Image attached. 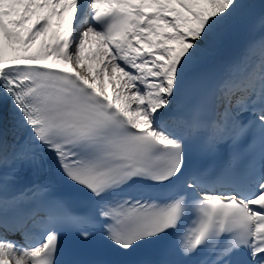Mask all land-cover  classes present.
I'll return each instance as SVG.
<instances>
[{
	"label": "snow or ice",
	"instance_id": "6c2138e0",
	"mask_svg": "<svg viewBox=\"0 0 264 264\" xmlns=\"http://www.w3.org/2000/svg\"><path fill=\"white\" fill-rule=\"evenodd\" d=\"M253 7L0 0V264H264V12L211 63Z\"/></svg>",
	"mask_w": 264,
	"mask_h": 264
},
{
	"label": "bare ground",
	"instance_id": "6f19581e",
	"mask_svg": "<svg viewBox=\"0 0 264 264\" xmlns=\"http://www.w3.org/2000/svg\"><path fill=\"white\" fill-rule=\"evenodd\" d=\"M253 4H254V7L252 11L248 15H246L244 18L237 21V23L232 28V30L228 32L224 36L223 40L217 45L215 53H219V51L222 49L223 43L226 40H228L231 36H234L242 32H245L246 34H248L252 30V28H254L258 24L257 19L261 15V13L264 11V7L261 6V0H253ZM247 41L248 40H246L245 43Z\"/></svg>",
	"mask_w": 264,
	"mask_h": 264
},
{
	"label": "water",
	"instance_id": "95a60500",
	"mask_svg": "<svg viewBox=\"0 0 264 264\" xmlns=\"http://www.w3.org/2000/svg\"><path fill=\"white\" fill-rule=\"evenodd\" d=\"M241 42H243V38L240 36ZM232 42V39L229 41V44Z\"/></svg>",
	"mask_w": 264,
	"mask_h": 264
},
{
	"label": "rangeland",
	"instance_id": "374dc122",
	"mask_svg": "<svg viewBox=\"0 0 264 264\" xmlns=\"http://www.w3.org/2000/svg\"><path fill=\"white\" fill-rule=\"evenodd\" d=\"M256 29V28H255Z\"/></svg>",
	"mask_w": 264,
	"mask_h": 264
}]
</instances>
